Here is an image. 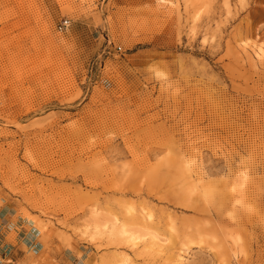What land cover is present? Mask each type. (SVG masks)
<instances>
[{
	"label": "rangeland",
	"instance_id": "obj_1",
	"mask_svg": "<svg viewBox=\"0 0 264 264\" xmlns=\"http://www.w3.org/2000/svg\"><path fill=\"white\" fill-rule=\"evenodd\" d=\"M0 234V264H264V0H0Z\"/></svg>",
	"mask_w": 264,
	"mask_h": 264
},
{
	"label": "crops",
	"instance_id": "obj_2",
	"mask_svg": "<svg viewBox=\"0 0 264 264\" xmlns=\"http://www.w3.org/2000/svg\"><path fill=\"white\" fill-rule=\"evenodd\" d=\"M4 237H5L4 234H0V255H14L10 251H8V253H7V252H4V249H2V247H4L5 249L9 248L10 250L13 249L12 247H8V245L5 244Z\"/></svg>",
	"mask_w": 264,
	"mask_h": 264
},
{
	"label": "built area",
	"instance_id": "obj_3",
	"mask_svg": "<svg viewBox=\"0 0 264 264\" xmlns=\"http://www.w3.org/2000/svg\"><path fill=\"white\" fill-rule=\"evenodd\" d=\"M68 25H69V21L67 19H63L58 23L57 30L63 31L68 27Z\"/></svg>",
	"mask_w": 264,
	"mask_h": 264
},
{
	"label": "bare ground",
	"instance_id": "obj_4",
	"mask_svg": "<svg viewBox=\"0 0 264 264\" xmlns=\"http://www.w3.org/2000/svg\"><path fill=\"white\" fill-rule=\"evenodd\" d=\"M67 29V28H66ZM64 31V30H63Z\"/></svg>",
	"mask_w": 264,
	"mask_h": 264
}]
</instances>
